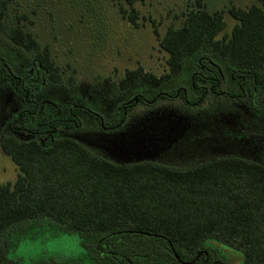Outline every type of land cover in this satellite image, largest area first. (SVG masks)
<instances>
[{"label": "trees", "instance_id": "1", "mask_svg": "<svg viewBox=\"0 0 264 264\" xmlns=\"http://www.w3.org/2000/svg\"><path fill=\"white\" fill-rule=\"evenodd\" d=\"M125 1L131 8L122 14L136 24L133 4L143 0ZM262 6L229 9L236 23L222 37L224 10L192 9L182 26L168 27L160 39L168 53L167 72L157 76L138 66L119 80H96L93 90L103 97L136 90L114 111L111 125L84 102L57 110L30 139L2 136L0 147L18 174L13 182L0 184V264H14L5 259L7 242L15 246L62 235H74L80 247L63 264L224 262L212 244L237 252L241 264H264V163L234 154L184 168L155 161L116 163L59 135L79 130L84 114L101 129L120 130L138 103L158 100L204 107L214 95L264 110ZM6 7L7 0H0V32L34 60L31 73L19 70L16 77L0 60V84H11L24 98L9 123L25 132L39 107L30 92L45 79L59 82L61 75L47 47L40 48L31 33L4 23Z\"/></svg>", "mask_w": 264, "mask_h": 264}, {"label": "rangeland", "instance_id": "2", "mask_svg": "<svg viewBox=\"0 0 264 264\" xmlns=\"http://www.w3.org/2000/svg\"><path fill=\"white\" fill-rule=\"evenodd\" d=\"M253 4L262 6L259 0L136 1L133 7L137 19L133 24L122 14V10L131 8L125 0H7L4 23L31 33L40 48L47 47L61 80L45 79L38 90L30 92L39 105V112L24 125L25 132L13 130L8 122L11 113L22 105L23 98L16 95L11 84H0V138L14 135L21 140L30 139L31 133L57 110L84 102L102 122L111 125L116 117L114 111L133 97L136 90L130 89L115 98L103 97L93 90L96 80L108 77L119 80L128 69L138 66L162 75L168 71V53L161 48L160 39L168 27L182 26L192 9L210 13L224 10L226 26L219 34L222 37L236 23L229 9H247ZM0 60L14 75L19 70L30 71L34 65L32 53L16 46L2 32ZM208 100L204 107H190L180 99L158 100L150 105L138 103L130 111L124 127L117 131L101 129L90 114H84L79 130H65L59 135L75 138L116 163L155 161L184 168L232 154L264 163V156L258 151L260 142H264V110L254 111L249 101H229L214 95ZM241 126L256 132L248 139V148L252 150L249 154L232 153L228 151V143L222 144L227 139V131ZM17 174L16 164L0 147V184L13 182ZM73 236L25 240L15 246L7 242L5 252L20 264H63L80 252ZM212 245L228 264H241L237 252Z\"/></svg>", "mask_w": 264, "mask_h": 264}, {"label": "flooded vegetation", "instance_id": "3", "mask_svg": "<svg viewBox=\"0 0 264 264\" xmlns=\"http://www.w3.org/2000/svg\"><path fill=\"white\" fill-rule=\"evenodd\" d=\"M4 64V63H3ZM33 64H34V62H33ZM4 66L9 70V68L4 64ZM33 68H34V65H33ZM32 68V69H33ZM32 69L29 71L30 73L32 72ZM9 72H10V70H9ZM10 74L11 75H14V74H12L11 72H10ZM18 75V74H17ZM17 75H14L15 77L17 76ZM3 84H5V83H3ZM35 91V90H34ZM16 93V92H15ZM16 95L17 96H21L20 94H17L16 93ZM31 96V95H30ZM22 98H23V96H21ZM32 97V96H31ZM32 99H33V101L35 102V103H37L35 100H34V98L32 97ZM23 102H24V98H23ZM38 104V103H37ZM39 106V105H38ZM51 108H55V105L54 104H52V103H50V105H49ZM19 110V109H18ZM17 110V111H18ZM17 111L16 112H14V113H11V115L9 116V119H8V122H9V120H10V118L12 117V115L13 114H16L17 113ZM255 111V110H254ZM37 112H39V107H38V111ZM53 116V115H52ZM10 124V123H9ZM11 125V124H10ZM40 127H38L37 129H39ZM36 129V130H37ZM35 130V131H36ZM258 131V130H257ZM255 131H254V129H252L251 127H247V126H241L238 130H234V131H227V134H228V136H227V142L226 143H228L230 146H229V149H228V151L230 150L232 153H235V154H245V153H248L249 154V152L250 151H252L251 149L249 150V146H248V139L250 138V136L251 135H255ZM258 135V134H257ZM245 140H247V142H245ZM242 141L244 142V143H242ZM227 144V145H228ZM258 151L260 152L259 153V155L261 156L262 155V157L264 156V142L262 141V142H260V149H258ZM6 248H7V246L5 245V249H4V253H5V259H7V260H11L10 258H9V255H8V253H6L5 251H6ZM206 256H207V254H206ZM219 256H220V259H222L224 262H220V261H218V262H216V263H214V264H228L227 263V261L225 260V258L224 257H222L220 254H219ZM208 258V257H207ZM14 264H20V263H18L17 261H15V260H11ZM45 264H53V263H51V262H47V263H45Z\"/></svg>", "mask_w": 264, "mask_h": 264}]
</instances>
